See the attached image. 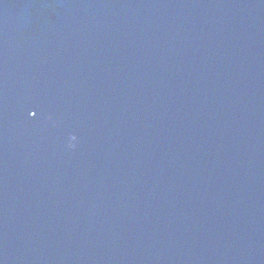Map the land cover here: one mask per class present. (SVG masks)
I'll list each match as a JSON object with an SVG mask.
<instances>
[{
	"label": "water",
	"instance_id": "obj_1",
	"mask_svg": "<svg viewBox=\"0 0 264 264\" xmlns=\"http://www.w3.org/2000/svg\"><path fill=\"white\" fill-rule=\"evenodd\" d=\"M0 264H264V0H0Z\"/></svg>",
	"mask_w": 264,
	"mask_h": 264
},
{
	"label": "snow or ice",
	"instance_id": "obj_2",
	"mask_svg": "<svg viewBox=\"0 0 264 264\" xmlns=\"http://www.w3.org/2000/svg\"><path fill=\"white\" fill-rule=\"evenodd\" d=\"M33 115H35V113H33Z\"/></svg>",
	"mask_w": 264,
	"mask_h": 264
}]
</instances>
